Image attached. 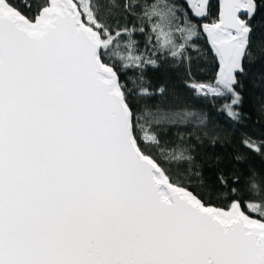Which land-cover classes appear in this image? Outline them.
<instances>
[{
    "label": "snow or ice",
    "instance_id": "obj_1",
    "mask_svg": "<svg viewBox=\"0 0 264 264\" xmlns=\"http://www.w3.org/2000/svg\"><path fill=\"white\" fill-rule=\"evenodd\" d=\"M207 2L193 4L198 16ZM117 12L148 21V44L154 36L163 60L134 54L132 36L144 28L113 27ZM256 12L255 0H223L218 22L203 25L220 62L213 86L191 75L197 26H174L163 0H0V264H264V177L252 172L248 190L260 199L245 202L259 219L239 200L215 207L173 181L161 159L192 157L161 146L152 126L197 115L204 125L206 115L138 110L135 98L154 93L142 75L129 89L113 63L185 64V86L196 96L231 94L224 110L239 121L233 106L245 62L256 59ZM242 144L264 156V141Z\"/></svg>",
    "mask_w": 264,
    "mask_h": 264
},
{
    "label": "trees",
    "instance_id": "obj_2",
    "mask_svg": "<svg viewBox=\"0 0 264 264\" xmlns=\"http://www.w3.org/2000/svg\"><path fill=\"white\" fill-rule=\"evenodd\" d=\"M141 5L153 4L156 0H137ZM174 11L183 14L184 23L189 21L197 26L199 35L192 38L196 49H190L192 60V77L200 83L215 85L218 73V63L211 53L207 41L201 32V22L194 19L186 5L179 0H163ZM257 13L250 21L254 26L252 51L256 59L254 62H245L246 73L239 77L240 85L237 91L241 93L242 100L233 106L241 115L239 121L232 120L224 110L225 105L231 102V94L225 96H196L185 86L188 79L185 64L174 65L169 58L159 69L150 65L143 69L125 68L119 59L113 61L121 81L129 89H135L142 75L146 82L144 86L150 87L154 93L150 97H136L135 107L143 110L145 106L155 111H179L186 109L197 114L203 113L207 123L199 122V115L191 117L187 122L166 123L153 125L152 130L157 131L161 138V146L183 147L192 157L190 161L177 164L163 163L169 169L173 181L187 187L207 204L227 209L233 200H239L243 210L255 218H260L258 211L249 210L246 201H259V196L248 190L249 177L255 171L264 177V156H261L242 144L244 138H250L259 144L264 141V0H256ZM139 12L140 9H137ZM218 5L216 0L210 5L208 21H216ZM155 19V18H154ZM176 21V20H175ZM144 28V32L137 31L132 39L137 41L134 54H143L156 58L164 56L155 52V38L148 44V37L152 35L148 21L141 22L133 16L117 12L109 19V23L116 26ZM179 20H177V23ZM127 40L128 37H123ZM123 52V47L121 48ZM163 85L166 93L160 95L156 90ZM152 155L159 156V149L152 147ZM240 157V159H237ZM223 175L227 185L220 183L218 177ZM232 188L237 192L233 193Z\"/></svg>",
    "mask_w": 264,
    "mask_h": 264
},
{
    "label": "water",
    "instance_id": "obj_3",
    "mask_svg": "<svg viewBox=\"0 0 264 264\" xmlns=\"http://www.w3.org/2000/svg\"><path fill=\"white\" fill-rule=\"evenodd\" d=\"M179 1H181V2H183L185 5H186V7H187V9L192 13V15H193V17H194V19L195 20H197V21H199V22H201V32H202V34H203V36L205 37V39H206V41H207V44H208V47H209V49H210V51H211V53L213 54V56L215 57V59L217 60V63H218V72H219V69H220V62H219V58L216 56V54H215V51H214V49H213V46H212V44H211V42H210V40H209V38H208V36H207V33L204 31V29H203V25L204 24H212V23H214V22H218V20H219V17H220V11H221V7H222V4H223V0H216L217 2V5H218V17H217V19H216V21H208L207 20V18H208V16H209V10H210V5H211V3H212V1L213 0H208V2H207V6H206V8H207V15L206 16H198L197 14H196V12H195V10H194V7H193V4L194 3H199L200 2V0H179ZM255 2H256V0H255ZM257 13V12H256ZM238 15H240V17H241V19H247L248 17H247V13H246V11L245 10H241L240 11V13H238ZM256 15V14H255ZM255 17V16H254ZM189 190V189H188ZM189 191H191V190H189ZM192 192V191H191ZM194 194V193H193ZM214 206V205H213ZM216 207V206H215ZM241 208H242V206H241ZM227 210V209H226ZM242 210H243V208H242ZM244 211V210H243ZM246 213V212H245ZM247 214V213H246ZM249 215V214H248ZM253 217V216H252ZM253 218H255V217H253ZM255 219H258V218H255Z\"/></svg>",
    "mask_w": 264,
    "mask_h": 264
},
{
    "label": "rangeland",
    "instance_id": "obj_4",
    "mask_svg": "<svg viewBox=\"0 0 264 264\" xmlns=\"http://www.w3.org/2000/svg\"><path fill=\"white\" fill-rule=\"evenodd\" d=\"M174 11V10H173ZM175 13V19L173 20V24L174 26H184L185 23H184V15L181 14L180 12H177V11H174ZM176 20V21H175ZM177 20H179V22L177 23ZM214 86V85H213Z\"/></svg>",
    "mask_w": 264,
    "mask_h": 264
},
{
    "label": "bare ground",
    "instance_id": "obj_5",
    "mask_svg": "<svg viewBox=\"0 0 264 264\" xmlns=\"http://www.w3.org/2000/svg\"><path fill=\"white\" fill-rule=\"evenodd\" d=\"M213 2V1H212ZM217 2V1H216Z\"/></svg>",
    "mask_w": 264,
    "mask_h": 264
}]
</instances>
